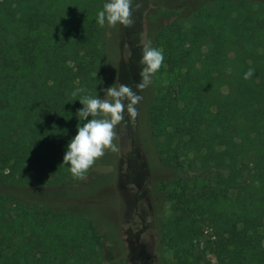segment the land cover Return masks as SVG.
<instances>
[{"label": "trees", "instance_id": "trees-1", "mask_svg": "<svg viewBox=\"0 0 264 264\" xmlns=\"http://www.w3.org/2000/svg\"><path fill=\"white\" fill-rule=\"evenodd\" d=\"M106 2L0 1V264H103L92 219L20 191L80 180L63 157L86 123L79 100L103 93L96 62L112 61L109 26L96 22ZM165 9L145 31L163 51L161 68L177 75L147 116L172 187L159 242L175 264H201L202 237L216 264H264V0H172Z\"/></svg>", "mask_w": 264, "mask_h": 264}, {"label": "rangeland", "instance_id": "rangeland-1", "mask_svg": "<svg viewBox=\"0 0 264 264\" xmlns=\"http://www.w3.org/2000/svg\"><path fill=\"white\" fill-rule=\"evenodd\" d=\"M168 2L172 0H143V7L134 12L132 29L124 27L127 29L124 32L119 25L108 28L107 46L112 61L108 67L97 61L94 73L104 74L102 91L117 82L136 90L142 48L147 43V24L163 20V14L169 11L165 9ZM132 30L141 34L129 36ZM176 83V74L167 73L164 68L158 70L152 84L138 93L143 98L137 105V117L125 115L116 129L118 139L114 142L120 151H106L82 179L66 186L36 184L20 191L25 192L20 193L21 197L36 205L92 219L101 236L98 260L103 264H175L172 253L159 242L158 234L161 223L170 215L165 199V192L172 189L170 174L154 153L156 139L148 129L147 116L157 93L175 87ZM221 91L226 94L228 87L222 86ZM100 98H104V91ZM259 233L264 234V226ZM206 239L202 237L195 242V249L201 256V264H216Z\"/></svg>", "mask_w": 264, "mask_h": 264}, {"label": "clouds", "instance_id": "clouds-1", "mask_svg": "<svg viewBox=\"0 0 264 264\" xmlns=\"http://www.w3.org/2000/svg\"><path fill=\"white\" fill-rule=\"evenodd\" d=\"M108 0L103 9L97 13V23L101 27L118 25L130 28L134 25V12L143 7V0ZM164 61L163 51L147 42L142 48V65L139 72L140 81L135 84V91L129 84L114 83L103 90L104 98L84 96L79 100L83 105L76 113L78 120L86 121L77 125V135L70 140L63 157L62 165H70L69 171L74 178L82 179L94 163L106 154V151L119 152L120 147L117 127L125 120V115L135 119L138 115L137 105L142 100L139 92H143L153 82L154 75ZM254 75V69L249 68L244 75L248 80ZM84 89L72 93L77 95ZM91 117V119H89ZM54 175V174H53ZM50 179V178H49ZM47 183V182H46Z\"/></svg>", "mask_w": 264, "mask_h": 264}]
</instances>
